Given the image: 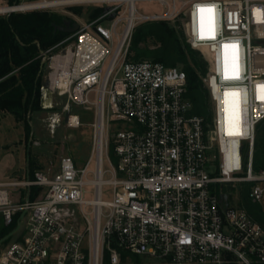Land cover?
<instances>
[{
	"label": "built area",
	"instance_id": "2783aa9c",
	"mask_svg": "<svg viewBox=\"0 0 264 264\" xmlns=\"http://www.w3.org/2000/svg\"><path fill=\"white\" fill-rule=\"evenodd\" d=\"M43 1L54 4L36 8L102 5L72 42L42 53L50 131L67 113V125L80 126L73 106H94L92 151L83 167L64 156L54 172L0 177L4 222L21 213L0 264H263V226L219 185L251 183V199L264 203V168L254 169L264 120V0ZM143 1L164 12H140ZM148 20L177 24L204 55L210 117L192 113L182 67L129 60L133 32ZM56 97L64 98L59 110ZM26 188V200L10 197Z\"/></svg>",
	"mask_w": 264,
	"mask_h": 264
},
{
	"label": "trees",
	"instance_id": "16d2710c",
	"mask_svg": "<svg viewBox=\"0 0 264 264\" xmlns=\"http://www.w3.org/2000/svg\"><path fill=\"white\" fill-rule=\"evenodd\" d=\"M22 3V0H5L4 5ZM71 10L74 14L82 13L81 7H71ZM99 11L101 10L99 9L98 13ZM93 13L91 18L96 15ZM67 21L71 23L73 19L49 9L14 11L0 15V113H8L17 121L24 122L27 135L31 132L28 114L41 109L40 86L46 68V62L42 61V53L57 46L74 33L63 30L67 27ZM66 44L67 42H64L61 47ZM61 47L55 48V51ZM128 58L132 61L152 59L167 66L182 67L187 74V97L193 105L192 113L210 117L209 92L203 81L208 71L207 61L199 51L191 47L184 31L177 24L166 20L139 23L132 35ZM35 168L36 163L31 156L29 159L31 178L34 177ZM263 168L264 120L257 127L254 151L255 171ZM250 187L251 183H246L241 191L240 207L245 208L264 228V203L251 199ZM37 191L38 187H33V192ZM20 216L21 213H17L13 222L7 225L1 215L0 239L17 227ZM13 238V236L8 238L4 244Z\"/></svg>",
	"mask_w": 264,
	"mask_h": 264
},
{
	"label": "rangeland",
	"instance_id": "374dc122",
	"mask_svg": "<svg viewBox=\"0 0 264 264\" xmlns=\"http://www.w3.org/2000/svg\"><path fill=\"white\" fill-rule=\"evenodd\" d=\"M44 2L43 0H22L23 3L31 2ZM5 0H0V6H5ZM71 7H81V14H74ZM101 4H85V5H71V6H60L54 8H35L19 10L22 12L36 10V9H49L57 11L60 14L67 15L73 19V22L67 21L66 24H70L73 27L75 22H79L80 25H85L86 21L82 15L87 13L91 9L95 10L93 14L98 13ZM137 9L145 14H154L164 12V8L157 2L143 1L137 3ZM97 10V11H96ZM8 12L0 13L5 15ZM92 15V14H91ZM92 17V18H95ZM103 24L109 25L107 22ZM123 27V26H122ZM120 26L119 30H122ZM74 34V33H73ZM67 37L63 42L70 43L73 40V36ZM117 38H114L116 44ZM198 51V50H197ZM200 52V51H199ZM201 53V52H200ZM50 54V53H49ZM202 54V53H201ZM203 55V54H202ZM204 57V55H203ZM205 58V57H204ZM206 60V59H205ZM43 61V60H42ZM110 57L106 63L105 68L108 66ZM208 64V63H207ZM49 63L46 61V68L42 74V84L47 81V75L49 72ZM209 67V66H208ZM95 93H91V99H95ZM55 109H60L64 103V98L56 97ZM41 93H40V104H41ZM72 112L80 116L81 125L78 127H69L65 120H62L57 126L55 133L50 131L48 117L51 114L47 110L41 109L30 112L27 120L31 127V132L27 135V130L24 122L17 121L14 116L8 113H0V177L4 180L10 179L17 175L22 169L29 168L28 154L32 156L36 163V170H44L48 172L56 171L60 166V161L64 156H70L75 160L77 167H83L89 160L92 151V142L94 127L93 123L95 120L94 106H90V109L83 106H73ZM225 113L226 119L230 117L229 110ZM230 130L226 128V132ZM262 132V131H261ZM260 132V134H261ZM115 160V159H114ZM93 167V164H92ZM34 169V166L31 168ZM246 183H233V184H222L219 185V189L222 193H228L230 196V202L236 206H242L241 191L243 190ZM28 195V189H20L10 191V197L14 200L21 201L26 200ZM23 197V198H22ZM92 198L93 195L88 196ZM1 219V215H0ZM11 233V232H10ZM8 235V234H7ZM5 235V236H7ZM4 236V237H5ZM3 238V237H2ZM4 242L1 245L0 251L4 246ZM135 260H142L141 256H136Z\"/></svg>",
	"mask_w": 264,
	"mask_h": 264
},
{
	"label": "water",
	"instance_id": "95a60500",
	"mask_svg": "<svg viewBox=\"0 0 264 264\" xmlns=\"http://www.w3.org/2000/svg\"><path fill=\"white\" fill-rule=\"evenodd\" d=\"M18 5L15 4L13 6H8V7L11 8V7H16ZM14 11H19V10L11 9L10 11H7V12L8 13H11V12H14ZM92 12H93V9H91L87 13H84L82 15L83 19L85 21H88L89 18H90V16H91V14H92ZM80 26L81 25H80L79 22H75L74 25H73V27H71V28L65 27V28H63V30L68 31V32H75V31H77L80 28ZM68 117H69V113L66 114L65 120H68ZM29 159H30V155L28 154V160ZM24 214H25V212L22 214V218H23ZM20 227H21V221L18 223L17 227L11 233H9L7 236H5V237H3V238L0 239V248H1V245L3 244V242L5 240H7L8 238L12 237L13 235H15L19 231Z\"/></svg>",
	"mask_w": 264,
	"mask_h": 264
},
{
	"label": "bare ground",
	"instance_id": "6f19581e",
	"mask_svg": "<svg viewBox=\"0 0 264 264\" xmlns=\"http://www.w3.org/2000/svg\"><path fill=\"white\" fill-rule=\"evenodd\" d=\"M55 3L58 4V2H55ZM50 4H54V3L50 1H44V2L41 1V2L22 3L16 7H11V8H9L8 6H0V13L10 11L11 9L25 10V9H31V8L41 7V6H47Z\"/></svg>",
	"mask_w": 264,
	"mask_h": 264
},
{
	"label": "snow or ice",
	"instance_id": "6c2138e0",
	"mask_svg": "<svg viewBox=\"0 0 264 264\" xmlns=\"http://www.w3.org/2000/svg\"><path fill=\"white\" fill-rule=\"evenodd\" d=\"M200 11L203 12L204 9L202 8V9H200ZM208 11L211 12V9H208ZM225 47H228V46L226 45ZM233 78H237V79L239 78V76H238V72L234 73Z\"/></svg>",
	"mask_w": 264,
	"mask_h": 264
},
{
	"label": "crops",
	"instance_id": "0c3cea01",
	"mask_svg": "<svg viewBox=\"0 0 264 264\" xmlns=\"http://www.w3.org/2000/svg\"><path fill=\"white\" fill-rule=\"evenodd\" d=\"M27 171V168H26V170L25 169H22L20 172H18L17 174H20V173H22V172H26Z\"/></svg>",
	"mask_w": 264,
	"mask_h": 264
},
{
	"label": "flooded vegetation",
	"instance_id": "af4514ba",
	"mask_svg": "<svg viewBox=\"0 0 264 264\" xmlns=\"http://www.w3.org/2000/svg\"><path fill=\"white\" fill-rule=\"evenodd\" d=\"M66 23H67V22H66ZM68 25H70V24H69V23L67 24V28H71L72 25H71V26H68ZM67 32H68V31H67Z\"/></svg>",
	"mask_w": 264,
	"mask_h": 264
}]
</instances>
